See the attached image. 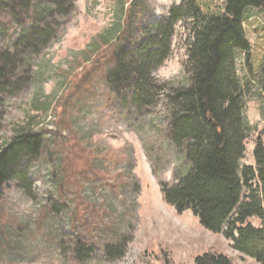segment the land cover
<instances>
[{
    "label": "rangeland",
    "instance_id": "obj_1",
    "mask_svg": "<svg viewBox=\"0 0 264 264\" xmlns=\"http://www.w3.org/2000/svg\"><path fill=\"white\" fill-rule=\"evenodd\" d=\"M56 1L14 0L0 11V52H9L14 67L5 81L11 91L0 92V148L24 132H39L44 143L39 156L21 161L27 178L9 181L0 197V264H196L208 250L259 264L162 194L188 169L171 140L167 94L188 85L191 17L175 25L145 104L108 83L144 30L166 22L185 0H61L63 11L47 27L52 40H39L34 53L23 37L28 16ZM205 1L224 10L223 0ZM244 20L253 74L238 52L247 122L241 168L255 165L256 142H264V10L249 7Z\"/></svg>",
    "mask_w": 264,
    "mask_h": 264
},
{
    "label": "trees",
    "instance_id": "obj_2",
    "mask_svg": "<svg viewBox=\"0 0 264 264\" xmlns=\"http://www.w3.org/2000/svg\"><path fill=\"white\" fill-rule=\"evenodd\" d=\"M60 1L28 16L31 29H24L23 37L28 36L34 53L39 52V40L44 45L52 40L54 33L47 27L49 20L63 11L65 3ZM223 1L224 10L219 11L205 0H185L171 10L166 22L151 23L135 53L125 51L119 57L108 83L118 95L127 93L132 101L145 104L157 89L152 73L170 54L175 25L191 17L188 85L167 94L171 140L184 150L188 169L176 185H164L162 194L179 214L192 211L205 229L223 233L234 242V249L264 264V142H256L255 165L241 168L247 122L245 93L236 65L238 52H244L247 71L253 74L249 63L252 45L244 19L249 7L264 10V0ZM13 2L0 0V11ZM11 60L8 51L0 52V92L11 91L5 83L10 67L14 69ZM260 77L264 92V68ZM43 146L39 132H24L0 148V197L9 181L27 178L21 161L39 156ZM196 264L237 263L227 254L208 250L196 258Z\"/></svg>",
    "mask_w": 264,
    "mask_h": 264
}]
</instances>
